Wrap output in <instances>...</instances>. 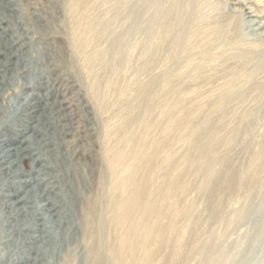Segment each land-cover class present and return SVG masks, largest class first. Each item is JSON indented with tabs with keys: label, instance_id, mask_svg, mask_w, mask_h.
<instances>
[{
	"label": "rangeland",
	"instance_id": "1",
	"mask_svg": "<svg viewBox=\"0 0 264 264\" xmlns=\"http://www.w3.org/2000/svg\"><path fill=\"white\" fill-rule=\"evenodd\" d=\"M79 1L0 0V256L7 257L9 264H47L49 258L53 264H88L93 243L113 236L108 223L112 208L109 183L103 187L100 177L108 172L104 147L109 128L105 126L114 114L124 111V104L137 99V90L147 82L145 77L134 81L126 48L132 38L124 35L128 25L119 28L115 21L135 5L146 16L153 13V7L167 10L173 2L89 0L78 7ZM200 1V11L195 9L198 19L220 16L226 0ZM235 1H229V7L247 6L259 15L253 18L264 24V0ZM82 18L95 29L94 42L90 32L81 52L76 50L73 31ZM119 35L118 44L114 41ZM240 42L245 47L235 46L230 51L233 56L241 57L244 52L252 57L254 46L264 56V27L258 31L245 28ZM94 50L98 51L91 66L97 69L95 75L106 78L103 73L112 60L114 64L119 61L126 72L122 85L131 84L126 96L113 99L119 102L108 113L94 103L89 88L94 77L85 61ZM232 73L230 69L227 75ZM234 73L240 76L243 70ZM261 76L247 85L238 83L239 91L218 118L220 125H230L227 131L238 123L243 128L256 123L242 116L255 103H264V93L252 88ZM201 97L196 94L190 99ZM152 99L155 109L148 103L136 109L131 124L134 138L146 135L147 125L161 127L165 138L172 119L185 112L184 108L168 111L162 105L165 95L155 93ZM186 109L190 117L185 129L176 134L172 153H162L159 159L158 184H163L164 193L158 204L169 243L154 253L152 264H264V174L246 192L244 179L261 150L256 135L263 130L264 120L260 119L261 126L256 125L249 138L229 140L212 159L213 139L198 135L196 117L208 118L213 108L192 105ZM177 182L181 185L171 195L169 190ZM95 193L100 195V216L106 226L90 237V229L86 233L79 226L84 214L77 195L89 198ZM55 235L62 237L56 257L47 250L54 245ZM66 238L69 244L64 257L60 245ZM106 249L102 252L108 261Z\"/></svg>",
	"mask_w": 264,
	"mask_h": 264
},
{
	"label": "bare ground",
	"instance_id": "2",
	"mask_svg": "<svg viewBox=\"0 0 264 264\" xmlns=\"http://www.w3.org/2000/svg\"><path fill=\"white\" fill-rule=\"evenodd\" d=\"M86 1L89 0L79 1L78 7ZM229 1L236 4L235 0L222 2L220 16L201 19L196 18L197 13H195L196 8L200 11V0H173L169 9L161 10L153 7V13H146V16L141 8H135L136 5L133 9L130 8L131 11L127 15L118 14L115 24L119 28H125V25H128L124 35L132 38L129 47H126L128 48V68L132 71L134 81L145 77L147 82L137 90V99L133 103L124 104V111L114 114L108 120V126H105L109 128L108 131L106 129L104 147L108 172L100 177L104 179L103 187L106 182L109 183L112 208L108 209L110 210L108 223L113 230V236H107L104 242L102 240L99 244H94L96 241L93 243L88 264H152L154 253L169 243L168 228L163 225L164 212L158 204L160 194L164 193L163 184H158L161 176L159 159L162 153H172L176 134L185 129L190 117L189 111H186L189 110L186 109L188 106L205 105L213 108L212 115L208 118L201 114L196 117L198 135L207 134L213 139L212 159L215 153L218 154L227 147L229 140L234 141L239 137L242 140L249 138L247 135L250 136L253 128L260 124L258 123L260 119L264 120V103L262 104L261 100V104L255 103L250 106L244 113L246 116H242V119L252 118L256 122L254 126L243 128L238 123L227 131L229 124H219L218 118L223 115L231 98L239 91L238 83L250 84L256 76L262 74L263 76L252 88L253 91L264 93V56L260 55V51L255 50L256 46L250 50L253 53L252 57L244 52L241 57L239 53H237L238 56H233L230 52L235 46L245 47L240 42L245 28L258 31L264 27V24L253 18L259 16L253 15L255 11L249 10L247 6L231 8ZM82 19L73 31L76 50L81 52L88 45L86 40L88 34L92 32L93 35L95 29L93 24ZM194 22L197 24L192 26ZM118 38L114 42L119 44L120 35ZM92 41L94 42V35ZM97 52L94 50L87 55L85 62L88 67L96 63L92 59ZM234 58L235 63H232ZM114 62L112 60L109 70L103 73L106 78L99 73L95 75L97 69L94 66L90 69L94 79L89 88H91L94 103L100 110H105L107 113L112 111L119 102L115 103L113 99L121 95L126 96L127 90L131 89V84L124 85L126 87L124 92L122 82L125 83L123 75L126 72L123 67H120L119 61L116 64ZM112 66L114 67L111 71ZM230 69L233 73L227 75ZM237 69L243 70V74L238 76L234 73ZM110 73L112 76L117 74L116 78L109 77ZM222 81L225 82L222 84ZM155 93L165 95L162 105L167 106L168 111L184 108L185 112L172 119L168 129L169 134L165 138L161 137V127L157 128L156 125H147V134L134 138L131 133V124L135 119L136 109L145 107L147 103L148 107L155 109L152 104L153 99L151 100ZM215 93L216 98L212 96ZM196 94L203 97L190 99L191 95ZM107 95L110 96L109 101L106 100ZM148 115L150 116V112ZM118 116H120L119 119H117ZM259 130H257L256 139L258 137L257 144L261 150L255 154L254 164L245 172V192L248 188H252V185L254 186L264 174V128ZM18 150L23 149L18 148L16 151ZM180 185L181 183L177 182L169 190L170 194L173 195ZM77 196L84 214L83 222L79 226L82 231L86 230V233L87 229H90L91 231H88L92 233L90 237H95L100 233L99 229H104L106 226L100 216L102 208L100 195L95 193L89 198H84L80 194ZM75 214H77L76 211ZM44 225L47 227L46 223ZM91 226H97L98 229L94 227L91 229ZM59 237L55 235L54 245L51 244L47 249L55 257L59 240L62 238L59 239ZM68 244L67 238L61 241L60 247H63L61 255L64 257L67 255ZM104 248H107L108 255L110 254L108 261L103 256ZM136 249L139 252L135 253ZM52 259L49 258L47 264H53ZM0 264H9L8 258L1 255Z\"/></svg>",
	"mask_w": 264,
	"mask_h": 264
}]
</instances>
